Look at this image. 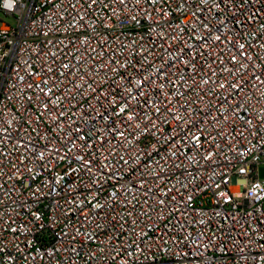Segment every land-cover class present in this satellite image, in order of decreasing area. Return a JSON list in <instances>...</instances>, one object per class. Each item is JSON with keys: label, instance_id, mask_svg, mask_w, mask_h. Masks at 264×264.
I'll return each mask as SVG.
<instances>
[{"label": "built area", "instance_id": "1", "mask_svg": "<svg viewBox=\"0 0 264 264\" xmlns=\"http://www.w3.org/2000/svg\"><path fill=\"white\" fill-rule=\"evenodd\" d=\"M0 13V264H264V0Z\"/></svg>", "mask_w": 264, "mask_h": 264}, {"label": "rangeland", "instance_id": "2", "mask_svg": "<svg viewBox=\"0 0 264 264\" xmlns=\"http://www.w3.org/2000/svg\"><path fill=\"white\" fill-rule=\"evenodd\" d=\"M0 20L3 23H7L9 25H13L12 18L4 16L2 13H0ZM259 178H260V180H264V167H262V166L259 168Z\"/></svg>", "mask_w": 264, "mask_h": 264}]
</instances>
